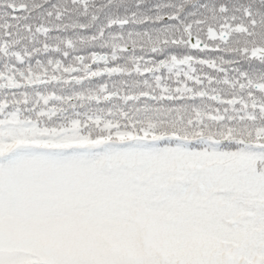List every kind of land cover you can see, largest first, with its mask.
Returning a JSON list of instances; mask_svg holds the SVG:
<instances>
[{
	"label": "snow or ice",
	"instance_id": "6c2138e0",
	"mask_svg": "<svg viewBox=\"0 0 264 264\" xmlns=\"http://www.w3.org/2000/svg\"><path fill=\"white\" fill-rule=\"evenodd\" d=\"M0 264H264V0H0Z\"/></svg>",
	"mask_w": 264,
	"mask_h": 264
}]
</instances>
